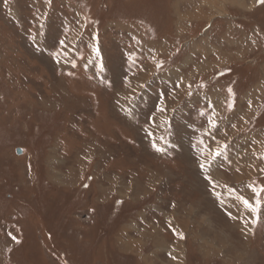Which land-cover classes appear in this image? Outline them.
<instances>
[{
	"label": "rangeland",
	"instance_id": "rangeland-1",
	"mask_svg": "<svg viewBox=\"0 0 264 264\" xmlns=\"http://www.w3.org/2000/svg\"><path fill=\"white\" fill-rule=\"evenodd\" d=\"M72 193L113 213L87 231L120 223L117 249L127 224L153 235L146 264L172 232L188 264H264V4L0 0V264H57L30 215L51 225Z\"/></svg>",
	"mask_w": 264,
	"mask_h": 264
},
{
	"label": "trees",
	"instance_id": "trees-1",
	"mask_svg": "<svg viewBox=\"0 0 264 264\" xmlns=\"http://www.w3.org/2000/svg\"><path fill=\"white\" fill-rule=\"evenodd\" d=\"M33 170H34V177L37 179V185L39 188V195L42 199H45L49 201V204L51 203H57L64 200H60L61 197H66L64 194V191H62L59 188H49L48 182L45 181L44 176L40 173V169H37L35 162H33ZM43 170V167H42ZM36 183V180L33 181V185ZM40 183V184H39ZM74 193L70 194L65 201H69V206L65 209V213L62 214V216H51V220L53 221H64L62 224V228L64 229V232L60 229H57L54 227V221L51 223V225H48L50 218H45L43 215H30V222L35 221V227H39L40 236L41 239L49 240L45 241L46 244L50 243L49 246H47L46 250L51 255V261H55L57 264H68L66 257H64L63 253H67L71 251V249L75 250H88V253L91 252V254L88 257H83L82 264L83 263H89V264H97V263H105V264H136L139 263L138 260L134 259L130 256H125L123 254L118 253L113 245V237L114 234L117 232L120 223L116 225L115 228L111 231V228L106 229L107 232L101 231V233H97V229H95V233H90L87 230H91L97 227L101 226V223L104 219H110L112 212L110 213H104L105 211L100 209V216L104 215V218H100L99 221L96 218L95 214L97 209L93 207V211L91 208H88L83 205L82 202H78L75 200ZM71 200V201H70ZM71 202V203H70ZM51 206H53L51 204ZM87 209V214L89 218V224L87 225H81L82 227H76L75 221L73 220L74 215L73 212L76 211V209ZM92 211V212H91ZM37 219H39L40 223H37ZM129 220V218L127 219ZM110 221V220H109ZM49 226V227H48ZM61 227V226H60ZM69 227V229L67 228ZM102 227V226H101ZM104 228V227H103ZM101 229V228H100ZM44 230V232H43ZM42 231V232H41ZM62 231V232H61ZM20 228L18 229V234L20 235ZM60 233L65 234L62 236ZM103 234V235H102ZM55 235L57 236L55 237ZM66 236L70 239L68 241ZM63 250V251H62ZM57 252V253H56ZM86 259V261L84 260ZM51 262V263H52Z\"/></svg>",
	"mask_w": 264,
	"mask_h": 264
},
{
	"label": "crops",
	"instance_id": "crops-1",
	"mask_svg": "<svg viewBox=\"0 0 264 264\" xmlns=\"http://www.w3.org/2000/svg\"><path fill=\"white\" fill-rule=\"evenodd\" d=\"M58 186H62V183L56 182ZM126 227L124 229H122V234L125 236V240L122 241V243L120 244V246L118 247V249L115 246V235L120 231L118 230V232L114 235V239L112 241V245L114 247V249L120 253L123 254L125 256H130L133 257L134 259L138 260L139 263L137 264H146L144 263V256H142L139 252L141 249H143L144 245H146L148 243V241H152L153 239V235H150L149 233H144L142 232V230L140 228H138L137 223L134 224H127L125 225ZM121 229V228H120ZM172 242H168L166 238H162L163 240L167 241L168 243L171 244H176V243H182L180 244L182 246L181 249H179V247H172V249H169L168 252V263L167 264H188L187 263V257H188V253L186 254V248L184 242H179L181 240H179L178 238H181L183 236L178 235L175 232H172ZM153 242V241H152ZM131 249V250H130ZM183 249V250H182ZM179 252H184L183 253V257L182 259L179 258L178 253ZM178 258V260H176ZM184 259V261H182ZM186 261V263H185ZM98 264V263H97ZM100 264V263H99Z\"/></svg>",
	"mask_w": 264,
	"mask_h": 264
},
{
	"label": "snow or ice",
	"instance_id": "snow-or-ice-1",
	"mask_svg": "<svg viewBox=\"0 0 264 264\" xmlns=\"http://www.w3.org/2000/svg\"><path fill=\"white\" fill-rule=\"evenodd\" d=\"M258 3H262V4H264V0H258ZM61 43H63V42H61ZM245 204H246V206H247V201H245ZM252 211H255V209H252Z\"/></svg>",
	"mask_w": 264,
	"mask_h": 264
},
{
	"label": "water",
	"instance_id": "water-1",
	"mask_svg": "<svg viewBox=\"0 0 264 264\" xmlns=\"http://www.w3.org/2000/svg\"><path fill=\"white\" fill-rule=\"evenodd\" d=\"M22 153L21 149L16 150V155H20Z\"/></svg>",
	"mask_w": 264,
	"mask_h": 264
},
{
	"label": "bare ground",
	"instance_id": "bare-ground-1",
	"mask_svg": "<svg viewBox=\"0 0 264 264\" xmlns=\"http://www.w3.org/2000/svg\"><path fill=\"white\" fill-rule=\"evenodd\" d=\"M205 2H207V1H205ZM234 3V2H233ZM241 4V3H240ZM210 5H212V4H210ZM214 6V5H213ZM219 16V15H218ZM145 80V79H144ZM125 107V106H124ZM126 110V109H125ZM158 120V119H157ZM159 122H160V120H158ZM157 123V122H156ZM160 124V123H159ZM156 128V127H155ZM160 130V129H159ZM157 131V130H156ZM248 157V156H247ZM58 174V173H57Z\"/></svg>",
	"mask_w": 264,
	"mask_h": 264
}]
</instances>
